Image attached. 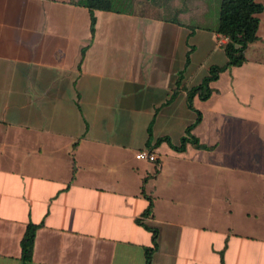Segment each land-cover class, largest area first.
<instances>
[{
    "label": "crops",
    "instance_id": "crops-1",
    "mask_svg": "<svg viewBox=\"0 0 264 264\" xmlns=\"http://www.w3.org/2000/svg\"><path fill=\"white\" fill-rule=\"evenodd\" d=\"M114 1L93 11L91 33L79 0H0V264H264V165H248L243 135L264 136V0L246 62L193 98L192 134L214 148L184 151L155 140L178 145L195 120L183 89L170 100L178 73L191 87L226 62L220 0L211 25L198 21L203 0ZM238 114L259 120L233 125ZM145 148L158 167L135 158Z\"/></svg>",
    "mask_w": 264,
    "mask_h": 264
},
{
    "label": "trees",
    "instance_id": "trees-1",
    "mask_svg": "<svg viewBox=\"0 0 264 264\" xmlns=\"http://www.w3.org/2000/svg\"><path fill=\"white\" fill-rule=\"evenodd\" d=\"M82 5L86 6L90 10V31L93 33L95 16L93 14L94 10H104V11H118L116 6H112L114 0H79ZM117 4V3H116ZM263 10V4L257 0H220L219 12H218V22L216 26V32L221 36L225 37L227 40L223 44V50L226 56V62L222 65H212L208 68L206 75L201 79V81L191 87H183V72H179L175 81V85L172 89L170 95V100H172L179 89H183L186 93L187 105L192 109L196 116L194 122L187 126L184 132V135L180 138L178 145L171 143L169 137H159L155 140V144L158 145L161 142L165 141L168 145L176 151H184L187 144H191L197 149L203 150H212L214 146H207L202 144L199 139L192 134V129L201 121L202 115L201 112L193 107V98L198 97L200 100H207L211 94L215 91L211 87V83L215 81L220 73L225 70L241 66L246 62L247 58L245 51L248 46L259 40L257 35V29L259 25L258 15ZM189 62V55L187 54L186 63ZM77 141L72 145V149L76 148ZM151 150V149H150ZM158 161H155V166L158 167ZM156 169V168H155ZM157 170V169H156ZM75 165L74 160L72 159V176L71 180L74 177ZM144 194V191L142 190ZM147 207L143 211V216H147L151 213L152 209V199L147 197ZM138 223L142 224L148 230L152 232L151 238L153 246L156 243V230L145 225L141 220H137ZM37 225L29 222L25 228L24 234L20 241L21 248V258L23 261L28 262L32 258L33 254V245L34 237ZM153 248L146 250L147 260L150 257V251Z\"/></svg>",
    "mask_w": 264,
    "mask_h": 264
},
{
    "label": "rangeland",
    "instance_id": "rangeland-1",
    "mask_svg": "<svg viewBox=\"0 0 264 264\" xmlns=\"http://www.w3.org/2000/svg\"><path fill=\"white\" fill-rule=\"evenodd\" d=\"M178 0H172L169 5H177L175 4V2H177ZM194 1V2H193ZM204 2L203 3H207V2H210V3H207L206 4V7L207 9H203L202 10L206 13H203L202 16L200 17V23H203V25L207 24V25H211L213 24L215 21H216V14H215V11L218 10V3H217V0H203ZM197 2V1H196ZM195 0H187V5H189V7L191 8L195 3ZM112 6H120V4H116V3H113L111 4ZM197 15V13H193L192 15ZM192 18H195L194 16H192ZM196 21H194L192 19L191 23H195ZM198 23V22H197ZM251 52H249V55L251 56L250 54ZM254 56V55H252ZM231 69L232 68H229L225 71V75L223 76H227V74H232L231 72ZM222 86V81L219 83V86ZM224 87V86H223ZM225 89V88H224ZM222 101H225V99H223ZM229 115V114H228ZM226 117L225 116V113L223 111V113L221 114H218V116H215L214 119H217V123H218V128H219V131L217 133V139H221L223 142L224 140L227 142L228 141V137L230 136V133L232 132V129H229V128H225V125L223 124V122L226 120ZM243 117V119L247 120L249 119V124L253 125L255 123L258 122L259 120V116H256V115H250V116H245V115H241V114H238V115H235L234 116V122L233 125H235V123H237V121L241 120V118ZM237 120V121H236ZM264 121V119H263ZM223 124V128L221 129V125ZM239 131V128L238 129H235L234 130V134H237V133H240L238 132ZM244 141H245V144L247 142V144L249 145L250 147V151L246 152L245 154H247L249 157H251V159L249 160L250 163L248 165L250 166H259L261 167L262 165H264L263 161L260 157H259V152L260 150H264V136L262 137L261 135V131L260 129L258 128H252L251 126L250 127H246L244 128ZM245 157V155H244ZM223 166V165H222ZM221 170H223L221 168Z\"/></svg>",
    "mask_w": 264,
    "mask_h": 264
},
{
    "label": "built area",
    "instance_id": "built-area-1",
    "mask_svg": "<svg viewBox=\"0 0 264 264\" xmlns=\"http://www.w3.org/2000/svg\"><path fill=\"white\" fill-rule=\"evenodd\" d=\"M221 38H225V37L221 36ZM221 41H223V40H221ZM135 158L140 159V160H146L149 162H154V161H156L157 156L152 150L145 148V149H142V150H139L138 152H136Z\"/></svg>",
    "mask_w": 264,
    "mask_h": 264
}]
</instances>
